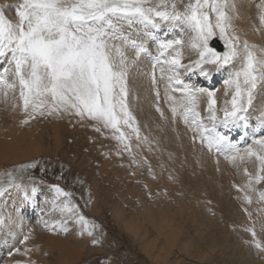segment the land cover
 Returning <instances> with one entry per match:
<instances>
[{
  "label": "rangeland",
  "instance_id": "1",
  "mask_svg": "<svg viewBox=\"0 0 264 264\" xmlns=\"http://www.w3.org/2000/svg\"><path fill=\"white\" fill-rule=\"evenodd\" d=\"M21 2L22 0H2L0 10L15 23L18 17L14 7ZM176 2L178 7L182 8V4L187 3V0ZM166 29L167 26H164L157 35L162 39H187L186 34V37L184 34L178 36V29L174 30V33L165 32ZM254 31L264 33L261 27H256ZM164 33L172 34L164 36ZM214 41L223 44V41L218 39ZM151 44L154 43L149 42L148 46L155 57L156 46L152 48ZM147 57L149 56H141L130 69L128 105L134 122H131V127L120 125L121 132L124 133L122 141L114 138L119 133L87 117L82 119L75 115L63 114L35 118L42 132L44 129L45 133L50 135L58 132V141L56 142L53 136H45L47 152L30 161L5 165L4 171L0 172V182L6 184L9 180L8 174L17 175V170L22 165L36 164L37 167L30 168L23 174V185L32 187L36 184L37 189L44 190L47 196L42 192L37 194L38 202L32 209L38 210V215L31 211L35 215L33 220L20 232L16 231V226L8 224L7 220L12 219V215H16L17 210L24 206L28 198L27 192L23 188L10 191L6 193V198H0V219L4 220V227L0 230V245L15 236L23 238L17 240L14 249H6L1 254L7 262L5 264H25L19 257V254L25 253L24 250L27 252L29 264H48L41 259L45 258L46 255L43 254L51 249V244L45 247L46 240L42 238L49 234L87 241L86 253L77 264H159L158 257H166L165 264H246L252 255L264 253V196L257 193L264 194V180H254L249 186V181L238 177V182H241L243 187L236 197L232 195L234 205L224 198V177L219 167L211 170L217 179L210 184L213 188L211 192L202 182V177L198 183L188 180L190 171L201 168L203 163L193 162V158L179 161L172 150L173 144L184 142L188 145L195 140L201 143L200 137L197 135L195 140L193 139L190 126L179 114L174 118L181 121L179 132L183 131V134L172 132L173 114L166 118L160 106L162 101H167L164 96V82L159 80L160 72L157 68V84H152L153 66L151 62L147 63ZM184 62L186 63V58ZM6 67L7 61L0 60V72ZM183 78L195 85L209 81L198 73L185 75ZM139 79H142L141 83L137 82ZM212 80V89L216 90L217 115L222 117L225 100L231 99V93L226 95V87L219 89L220 79L217 76H213ZM157 89L160 91L159 98L156 96ZM143 92L144 98L141 97ZM0 95H3L0 96L2 104L9 103L12 107L15 101L17 104L19 102L23 112L19 94L16 99L10 94L4 96L3 92H0ZM176 95L178 97V93ZM140 100L147 101V105L152 104L155 109L159 107L164 117L157 112L160 116L158 120L152 112H142L137 106ZM198 110L201 117L206 119L207 104L202 102ZM146 123L149 125V131L161 133L166 140L152 137V133L145 129ZM133 128L138 131L134 132ZM219 130L223 132L221 128ZM188 131L191 133V141H188L189 135L184 136V132ZM125 144L128 147H125ZM202 146L209 151L206 144ZM240 169V165H235L227 180L230 182L236 177L232 172H240ZM259 169L260 167L255 169L254 177L264 175ZM181 175H185L187 179L181 178ZM41 180L44 183H40ZM56 185L73 194L72 202L79 206V214L85 217L86 224L69 221L66 233L60 230V226H57L56 231L50 230L54 222L65 219V214L59 206L60 202L55 196L53 186ZM24 214H27L26 211ZM190 217H193V220ZM228 217L229 220L226 221ZM127 224L130 225L131 232L127 231ZM89 230L93 232L92 236L88 235ZM253 231L255 235L252 234ZM25 236H28L29 241L24 240ZM256 244H260L261 248H257ZM173 245L176 246L173 248ZM182 248L187 249L188 255L183 253ZM253 248L258 251H253ZM210 253L213 258L208 256L204 260V255ZM49 257L48 255L46 258L51 262L52 257L51 261Z\"/></svg>",
  "mask_w": 264,
  "mask_h": 264
},
{
  "label": "snow or ice",
  "instance_id": "2",
  "mask_svg": "<svg viewBox=\"0 0 264 264\" xmlns=\"http://www.w3.org/2000/svg\"><path fill=\"white\" fill-rule=\"evenodd\" d=\"M15 13L18 21L14 23L0 10V60L8 64L0 72V92L15 98L18 91L25 117L22 124L37 116L70 114L111 128L119 133L114 138L122 141L120 125L131 127L134 122L128 105L130 69L141 56H152L148 46L152 42L157 54L151 81L157 84L158 68L173 117L179 114L190 126L193 139L198 135L209 151L228 150L235 153L232 159L239 156L241 150L219 129L247 131L249 109L258 89L264 90V48L237 34L235 0H187L182 8L176 0H22ZM164 26L183 30L187 39L160 38L157 33ZM216 39L223 41L224 50H218L213 43ZM186 50L192 54L188 63L184 62ZM223 69H231L224 80L231 99L225 100L221 117L217 115L216 90L196 87L183 77L198 73L207 79ZM156 96L160 97L158 89ZM202 102L207 104L206 119L198 110ZM156 110L164 117L159 107ZM258 123L264 128V108ZM257 144L259 148L246 149L245 156L258 160L259 172L264 173V139ZM35 167L22 165L17 175L9 173L7 183L0 182V198L23 189V174ZM253 179L259 182L264 175ZM252 182L249 180V186ZM53 188L65 214L60 230L66 233L69 221L86 224L79 206L72 202L73 194L58 185ZM37 190L33 184L31 192ZM3 227L0 219V230ZM56 229L54 224L50 230ZM88 235L93 232L89 230Z\"/></svg>",
  "mask_w": 264,
  "mask_h": 264
},
{
  "label": "bare ground",
  "instance_id": "3",
  "mask_svg": "<svg viewBox=\"0 0 264 264\" xmlns=\"http://www.w3.org/2000/svg\"><path fill=\"white\" fill-rule=\"evenodd\" d=\"M1 1L2 0H0V2ZM235 4H236V8L239 13L238 18L233 20V25L236 29L237 34L241 37L242 40H247L250 44H255L259 48H264V33L254 31L256 27H261L264 30V20L261 19L262 12H264V0H235ZM182 7H183V4H182ZM168 31L173 32L174 30L173 29L165 30V32H168ZM176 31L178 32V36L179 34H181V36H183L184 34L185 36V33L183 32V30L178 29ZM171 34L172 33H164V36L166 35L170 36ZM221 46L222 48H224V45L222 44V42H221ZM151 47L155 48V44H151ZM190 55L192 54L189 51H186V57H185L186 63H188L187 58ZM230 72H231V69H223L219 71V73L217 72L213 73L209 78H207L209 79L207 83L205 82L202 83L203 81H201L202 85L200 84L195 85L194 83H191V84H193L196 87L206 86V88L208 87V89H212L213 87L212 77L217 76V78L220 79L219 89L221 90L226 87L224 84V80L230 75ZM213 79H216V78H213ZM141 81L142 79H139L137 82L141 83ZM0 96L3 97V95H0ZM141 97L142 98L145 97L144 92L142 93ZM10 105L11 104L9 103L2 104L0 102V172L1 173L4 171L5 165H10V164L17 165L18 163L30 161L33 158H38L44 152H47L48 149L45 147L46 143L44 141L45 136L46 137L53 136L56 142L58 141V136H59L58 132H56L53 135H50L49 133L46 134L45 129H44V132H42L35 119L32 120V125H30L29 123L22 124L21 121L24 119V114L21 111L20 106L14 108L13 106L10 107ZM137 106L145 114H146V111H150L154 114L156 119L160 120V116L152 104L147 105V101L140 100L137 102ZM160 106L165 113V117L166 118L170 117L172 113L170 111L171 105L169 104V102L162 101L160 103ZM261 108H264V90L258 89L256 99L253 103V106L249 109L250 118H249V125H248L247 131H244L243 129L236 130V129L221 128L223 130V133L229 136H230V132H229L230 130L234 132L233 133L234 136H233L231 143L237 145L238 148L241 150L239 156L236 159H232L233 155H235V153L232 151L223 150V152H220L217 154H214L215 152H212V151H207L206 148L202 146L201 143H199L197 140L191 143H188V145L184 142H179V145L173 144L172 150H174L175 157L179 161H184L185 158H186V161H188L193 158V162L203 163L201 168L190 171L191 176L188 177V180H190L191 183L193 182L198 183L199 178L202 177V182L208 186L209 191L211 192L213 188L210 187V184L213 181L217 180L211 170H215L217 167H219L222 171V176L224 177V181H223L224 183L222 184L224 198L225 200L229 201L230 204L234 205V200H233L232 195H235L236 197L237 193L243 187L241 182H238V177H243L246 181L253 180L254 182L253 178L255 176V169L260 167V162L256 160L254 157L245 156V150L248 148L258 149L259 145L257 144V141L260 139H264V128H261L258 123L259 112ZM139 121H141V119H139ZM171 124H172V132H175V131L179 132L181 121H179L178 118L172 117ZM145 129H147L150 134L152 133V137L157 136V138L166 140L161 133L149 131L148 123H146ZM179 134L182 135L183 131H180ZM188 135H189L188 141H191L192 139L191 133L189 131L188 133L184 132V136H188ZM107 137H108V134H107ZM248 139H250L251 141L249 142ZM177 140H179V138ZM103 146L104 145L102 144V147ZM224 154H227V157H224L223 156ZM240 157H243V159H241ZM235 165L241 166V169L239 172L240 175L232 178V180L229 182L227 180V177L231 175V173L229 172L235 167ZM182 170H185V169L182 168ZM184 177L187 179L185 175L184 176L181 175V178H184ZM168 185L170 188L172 187L171 184L168 183ZM24 190L28 193V195H26L28 196V198L25 201L24 206L17 210L16 215H12V219L9 218V220H7L8 224H12L16 226L17 232H20V230H25L30 225L31 220H33L34 218V216L29 215L27 212H26L27 214H24L25 211L22 209L29 207L27 208L28 212L29 211H32L34 213L36 212V215H38V212H37L38 210L34 209L33 211L32 207L35 206L36 203L38 202L36 201L37 194L39 192L44 193V190H42L41 188H38L36 193H32L31 186H28V185H24ZM55 219L58 220V218H55ZM190 219L193 220V217H190ZM207 219H210V217H207ZM225 220L228 221L229 217L228 219H225ZM56 222L54 223L59 227V222L58 223ZM129 227L130 225L127 224L126 225L127 231H130ZM48 236H43L42 238L46 240L45 247H49L51 244V249H49L43 255L44 256L46 255V257L49 255L50 256L49 260L51 261V257H52V261L48 262L46 257L41 259L44 262H47L48 264H77L81 260L83 255L86 253L85 250L87 248L86 247L87 241L85 239L84 241V240H80L81 238H72L71 236L61 237V236H55L53 234H49ZM18 239L20 240L23 238H18V236H15L14 239H10L4 242L3 245H0V256H2L1 254L4 253L3 248H12L15 245V243L17 244ZM20 242H23V241H20ZM175 246L176 245H173L172 247L174 248ZM179 250H180V247H179ZM252 250L258 251L255 248H253ZM182 251L184 254L188 255V251L186 248H182ZM15 252L13 253L14 255H15ZM24 252L25 253L23 254H19V257L25 262V264H29L28 263L29 261L27 260L28 259L27 252L25 250ZM198 255H199V252H198ZM220 255L223 257L222 254ZM208 256L210 258H213L211 253L205 254L204 260H206ZM8 257H10V254ZM165 262H166V257H158L159 264L161 263L165 264ZM230 263L239 264L237 262H230ZM250 263L264 264V253L260 252L258 256L252 255L246 261V264H250Z\"/></svg>",
  "mask_w": 264,
  "mask_h": 264
},
{
  "label": "water",
  "instance_id": "4",
  "mask_svg": "<svg viewBox=\"0 0 264 264\" xmlns=\"http://www.w3.org/2000/svg\"><path fill=\"white\" fill-rule=\"evenodd\" d=\"M213 43L217 46L218 50H223L218 41H214Z\"/></svg>",
  "mask_w": 264,
  "mask_h": 264
}]
</instances>
